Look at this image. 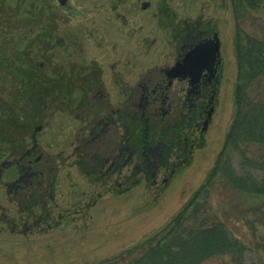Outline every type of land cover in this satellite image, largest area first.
Segmentation results:
<instances>
[{"label": "rangeland", "instance_id": "rangeland-1", "mask_svg": "<svg viewBox=\"0 0 264 264\" xmlns=\"http://www.w3.org/2000/svg\"><path fill=\"white\" fill-rule=\"evenodd\" d=\"M151 2L150 8L141 10L133 7L134 0H124L120 9L130 23L121 28L116 21L109 29L101 30L102 43L89 37V31L85 28L75 29L79 19L62 20V15L53 5H50L52 8H45L43 0H0L1 19L9 7L14 8L13 22L9 24L7 21L0 26V58L15 57L24 66L32 64L34 60L40 62L41 46L31 49L29 41L41 33L48 17L49 22L55 20L58 32L60 30V33L66 34H63L64 48L55 46L49 52L51 58L56 62L72 59L98 61L114 103L118 102L117 93L114 92L117 86L110 80L109 63L117 61L124 79L133 82L142 69L167 60L170 27L163 25L170 23V20L181 23L182 19L188 17L191 20L202 18L216 22L223 41L224 60L219 102L208 131L202 137L196 131L190 159L178 164L179 160L171 157L170 162L177 164L175 172L167 174L169 172L164 169L160 170L156 184L143 177L139 182L131 183L139 176L131 175L132 164L123 169L121 177L114 174L109 179L95 181L98 177L86 176L70 161L60 169L54 199L46 201L44 205L27 208L10 200L1 184L0 264H87L116 254L162 226L187 201L212 167L233 113L237 69L230 2L170 0V14L161 17L162 25H159L158 16H154L159 3L156 0ZM173 13L176 14L174 19L171 16ZM252 14L264 23V9L253 10ZM75 34L85 44L84 54L74 51L72 38ZM147 38L155 39L148 49L143 46ZM145 44L151 42L146 40ZM81 46L84 52L82 43ZM43 122L47 126L38 135L40 143L45 144L50 152L71 151L78 122L68 113L51 110L46 113ZM26 142L29 144L30 140L26 139ZM126 175L128 178L125 180ZM14 176V169H9L3 180H10ZM163 177H168L166 183L162 182ZM116 179L124 182L122 186L117 185ZM96 196L95 204L89 205ZM218 201L217 194L212 202L216 205ZM240 230L243 232V229ZM263 234L264 224L258 227L259 241L263 239ZM259 252L255 253L256 256L259 255L264 261V250ZM204 264H221V260L213 259Z\"/></svg>", "mask_w": 264, "mask_h": 264}, {"label": "flooded vegetation", "instance_id": "flooded-vegetation-1", "mask_svg": "<svg viewBox=\"0 0 264 264\" xmlns=\"http://www.w3.org/2000/svg\"><path fill=\"white\" fill-rule=\"evenodd\" d=\"M123 1L43 0L45 8L53 5L62 15V20L79 19L75 29L85 28L89 37L102 43L101 30L109 29L116 21L121 28L130 23L120 9ZM169 1L156 0L159 4L154 16H158L159 25L163 24L161 17L170 14ZM151 5V0H134L133 7L146 10ZM7 10L5 16L0 17V26L7 21L9 24L13 22L14 8ZM175 15H171L173 19ZM169 22L163 25L170 27L167 60L142 69L133 82L124 79L117 61L109 63L110 80L117 86L114 92L118 102L114 103L98 61L72 59L56 62L51 58L49 52L55 46L64 48L63 34H66L58 32L55 20L49 22L46 17L41 33L29 41L31 49L41 46L42 59L37 62L34 55L33 60L43 69L47 82L50 76H55L64 85L71 82L73 87L68 91L58 89L56 98L46 95L35 122L24 119L28 129L19 147L13 140L12 129L6 131L7 142L6 139L0 141V185L10 200L27 208L44 205L54 199L60 169L70 161L86 176L98 177L95 181L109 179L114 174L121 177L123 169L132 164L131 175L139 176L131 183H137L143 177L156 184L160 170L164 169L169 172L167 174L175 172L177 164L170 162L171 157H176L178 164L190 159L195 146L194 134L199 131L202 137L208 131L218 106L224 73L223 41L217 23L211 20L187 17L181 23ZM72 39L74 51L84 54V42L76 34ZM146 40L151 44L146 45ZM146 40L143 46L147 49L155 43V39ZM198 46H203L202 50L196 49ZM213 48L216 50L214 55ZM188 54L195 60L202 59L198 63L202 66L197 69L198 73L176 69ZM16 63L15 57L0 58V125L14 124L13 116L18 104L16 92L23 89L17 85L13 75ZM50 110L68 113L78 122L68 153H64L65 150L50 152L45 144L40 143L38 135L47 126L43 120ZM26 139L30 140L29 144ZM9 169H14L15 176L4 181L5 172ZM127 178L128 175L125 180ZM161 180L166 183L168 177ZM116 182L119 186L124 183L117 179ZM96 201L97 196L89 205Z\"/></svg>", "mask_w": 264, "mask_h": 264}, {"label": "trees", "instance_id": "trees-1", "mask_svg": "<svg viewBox=\"0 0 264 264\" xmlns=\"http://www.w3.org/2000/svg\"><path fill=\"white\" fill-rule=\"evenodd\" d=\"M229 2L237 69L233 113L212 167L162 226L134 245L87 264H204L213 259L264 264L255 254L264 250V234L263 242L258 239V227L264 224V23L252 14L264 9V0ZM31 63L15 65L13 75L23 89L16 92L14 124L0 125V141L7 142L6 131L12 129L17 147L28 129L24 119L35 122L46 95L56 98L58 89L73 87L55 76L47 82L43 69Z\"/></svg>", "mask_w": 264, "mask_h": 264}, {"label": "water", "instance_id": "water-1", "mask_svg": "<svg viewBox=\"0 0 264 264\" xmlns=\"http://www.w3.org/2000/svg\"><path fill=\"white\" fill-rule=\"evenodd\" d=\"M204 46V45H203ZM203 46H198L196 49L202 50ZM214 50L215 48H213V52L212 54L214 55ZM216 51V50H215ZM198 54V52L196 53V55ZM207 58V57H206ZM206 58H203L204 60H206ZM208 59V58H207ZM202 59L200 60H195L194 57L191 56V54H188L185 59H184V63H182V65H178L175 68L176 69H180V70H188V71H193L198 73L199 71L197 69H200L202 66L199 65L198 63H201ZM197 63V64H196ZM174 68V69H175Z\"/></svg>", "mask_w": 264, "mask_h": 264}]
</instances>
